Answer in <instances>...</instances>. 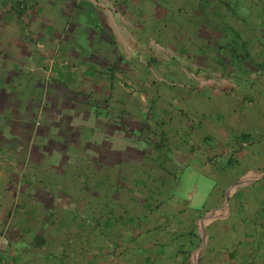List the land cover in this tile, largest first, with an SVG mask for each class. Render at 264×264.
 Listing matches in <instances>:
<instances>
[{"label": "crops", "instance_id": "obj_1", "mask_svg": "<svg viewBox=\"0 0 264 264\" xmlns=\"http://www.w3.org/2000/svg\"><path fill=\"white\" fill-rule=\"evenodd\" d=\"M232 1L0 2V264H264V3ZM212 29L244 58L194 60ZM140 32L186 43L182 89ZM185 166L216 183L205 212L174 196Z\"/></svg>", "mask_w": 264, "mask_h": 264}, {"label": "rangeland", "instance_id": "obj_2", "mask_svg": "<svg viewBox=\"0 0 264 264\" xmlns=\"http://www.w3.org/2000/svg\"><path fill=\"white\" fill-rule=\"evenodd\" d=\"M261 2L264 3V0H261ZM231 4H233L231 5V7H233L232 8L233 10L237 12L239 11L240 13L241 11L242 13L244 12L243 10L244 8L242 9L243 6L240 5L239 1L233 0ZM247 14L249 16L250 13L248 12ZM212 20L216 24V20L214 19ZM250 22L251 24L249 25L254 26V24H256L257 32H261L260 34L264 37V17L263 15L260 13H256L254 19L253 20L250 19ZM166 33L167 32H164V34L163 32H140V37L142 38L144 37L141 40V45H143L145 49H148L147 46H144L145 40H146L147 44L150 45L149 47H152L153 50H155V55H152L153 59L149 62L150 66L152 67L149 70V72L151 75L156 73L157 80L159 81L157 83L158 87L159 88L161 87L169 88L171 91L178 90V89L180 90L183 88L185 79L179 76V74L177 73L178 72L177 67L180 65L179 70L181 72H183L185 68H188L187 67L188 64L186 62V51H185L186 43L185 42L181 43V41H178L177 44L178 43L184 44V47L181 49V51L177 49L174 50L170 47V44H169V42L172 43L173 40L168 41L166 38H163L166 35ZM227 33L229 32H220V31H214V30L213 32L207 31L208 39L207 41L204 40L202 42V44H204L205 46H203L201 49L199 48V52L194 51L195 53L192 54L194 60L196 59H198V61L202 60V61H205V64L208 63L210 65L213 64V61L216 62L217 60V62L220 63V65L227 67V66L236 64V62L240 61V58L242 57L244 58L245 56L244 52L242 50L240 51L239 49L238 50L240 52H238L237 55L233 56L231 49H234L232 48L234 47V45L232 44V40H231L232 38H230L231 36H229ZM158 34H159V39L156 37ZM212 34H213V37H212ZM216 34H219L221 36L217 38ZM80 37L82 40L84 39L83 35H81ZM175 38L179 39L178 32H176ZM153 40L158 41V43L160 44V47L162 48H158L156 43L155 44L153 43ZM187 41L189 42L188 38H187ZM215 43H219V45L220 44L223 45L221 46V48L217 50L218 51L217 53L215 52V49H214L216 46ZM195 50H197V48H195ZM168 52H173V53H168ZM140 57L141 55H138L134 51H130L129 53L125 54L124 57H122V64L124 65L127 64L128 66L134 67L136 66L135 63H139ZM141 70L145 72L144 68H142ZM159 74L160 75L162 74V76L159 77ZM252 85L254 88L258 86L256 83ZM174 106H176V104H174L173 106H169V108H173ZM141 115L144 117L145 113L144 114L141 113ZM142 131H143V134H145L144 136L145 142H143V144H145L144 147L147 146L151 150L154 148L155 150H157L160 144L156 141L148 142L147 139L150 137V135L143 128L142 130H140L139 128H135L132 131L131 129H129L128 134H129V142H131L129 143L130 146L136 144V139L143 135ZM149 148L147 149V152ZM186 167L187 166L183 167L182 170H180V172H176L175 174L176 180H177V186L174 192V196L180 202H182L183 200L188 201V203H190L189 207L193 211V214L196 212H200V211L205 212L206 204H207L205 201L208 200L209 193L214 189V186L216 183L214 182L213 178L200 177L196 172H193V173L190 172V166L187 168ZM191 184L193 185L194 193L192 197H189L186 193H187L188 186ZM196 246L197 248L193 250V253H192V259L195 257V255L198 256L202 248V245L199 246L196 244Z\"/></svg>", "mask_w": 264, "mask_h": 264}, {"label": "built area", "instance_id": "obj_3", "mask_svg": "<svg viewBox=\"0 0 264 264\" xmlns=\"http://www.w3.org/2000/svg\"><path fill=\"white\" fill-rule=\"evenodd\" d=\"M3 0H0V2H2ZM21 7H24V4H21ZM36 124L38 125V122H36Z\"/></svg>", "mask_w": 264, "mask_h": 264}, {"label": "water", "instance_id": "obj_4", "mask_svg": "<svg viewBox=\"0 0 264 264\" xmlns=\"http://www.w3.org/2000/svg\"><path fill=\"white\" fill-rule=\"evenodd\" d=\"M240 182H241V181H240ZM240 182H239V183H240ZM239 183H238V184H239Z\"/></svg>", "mask_w": 264, "mask_h": 264}]
</instances>
